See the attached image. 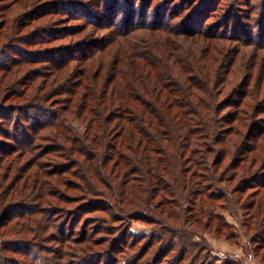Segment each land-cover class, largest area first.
Listing matches in <instances>:
<instances>
[{"label":"trees","instance_id":"trees-1","mask_svg":"<svg viewBox=\"0 0 264 264\" xmlns=\"http://www.w3.org/2000/svg\"><path fill=\"white\" fill-rule=\"evenodd\" d=\"M212 1L214 0H209V4ZM143 2L144 0H142ZM197 2L199 0H196L193 6ZM218 3L220 4L219 0H216L210 8L207 0H202L198 7L192 8L193 11H186L182 6L176 7L177 13L171 12L168 7L164 8L163 5L160 6L161 4H159V8L153 13L146 10L149 14L154 15L152 20H144L143 24L138 26L120 28L121 31H127L119 32L109 41L111 45L108 46L105 43H99L100 45L92 47L91 43H85L82 46L75 47L76 49L73 52L69 49H61L51 54L45 52V54H48L46 56H41L43 53L40 52L32 54L24 50L23 58L20 56L22 59L15 57L18 56V53L15 54V50H13L12 54L0 57V68L3 70H9L23 62V60L28 63L48 60L56 68H65L71 64L69 61L77 58V65L79 67L83 66L82 70L73 75V77H78H74L75 79L73 78L74 81L70 85L61 86L50 93L58 96L59 100L65 104L62 109L64 112L68 111L70 109L68 106L71 105L74 113L86 122L84 133H77L72 128L68 130L63 128L61 110L54 111L52 117H50V114L48 116L43 114L41 107L37 106L38 103H43L41 101L34 104L29 98L21 103L22 105L14 107L1 105L0 118L3 121L1 126L4 127L6 124L9 126L6 130L0 126L1 133L8 135L10 143H14L9 144L0 141V161L7 159L8 154L10 159L15 158L12 155L17 156L30 152L32 158L36 157L39 166L44 168V173L41 168H39V171L31 172L30 166L33 162L29 160L27 166H22V169L21 167L18 168L20 172L24 171L25 174L22 173V184L20 183L21 179L16 177L13 179L14 181L12 180L13 182L4 187L3 184L8 180L9 174L3 178V181L0 179V228L6 230L11 226L21 229V232L31 230L34 236L30 239L24 237L25 239L23 238L24 241L22 242L7 241L0 236V239H3V242L0 243V264H54L55 261L61 263L62 258L69 256L71 259L65 264H107L108 259L118 262V254L119 257L122 254V258H124L123 249L131 243L127 246L123 244L117 249L114 248L115 244L112 243L113 245L110 248L102 252L108 251L109 255L99 256L98 254L93 256V254H90L89 257H82L75 262L77 253H75V260L73 261L72 251L61 250L57 245L49 247L47 241L52 240L58 242V244L67 241L72 234L68 237L66 231L68 234L73 233V228L69 227L72 221L82 215L90 216L91 212L95 210L107 211V209L115 207L117 209L114 212L122 214H116V216L127 215V217H143L145 219L147 216H144L141 209L140 211L129 212L126 208V204L131 201L134 203L136 198V201L140 202L137 203V206L141 207L143 203L149 204L151 198V200H154L161 195L167 205L173 206L169 215H176L177 199L175 198V192L177 187L183 185L182 173L189 171L193 173L192 176L198 175L199 173L192 170V166L195 164L203 165L204 160L205 162L209 160L210 154L213 152L216 157L208 168L213 172V168L217 166L216 170H218V166L225 159L227 148L217 149L214 147L215 144H222L225 140L224 135L220 134L222 131L218 122L219 111L222 107L216 103L218 100L217 94L210 90V83L207 80V78L212 77L211 73L214 67L209 66L208 62L204 63V69L206 70H201L198 65L196 66L195 61L201 59V57L195 59L197 53L192 47L190 48L192 51L187 49L182 52L184 46L180 44V38H184L183 36L193 38L205 36V38L212 41L228 39L239 40L242 43L254 39L255 42H258L255 44L264 45V42H262L264 40V20L261 22L257 33H255L253 27L248 29L250 31H245L247 21L239 22L241 19L228 20L233 12V7L227 8L225 16L223 15L225 18L223 23L228 24V27L225 28L226 31H207L202 24L208 22L216 14L219 8V6L216 7ZM107 5L109 6L108 9L106 7L104 9L100 8V13L95 12L93 5L81 4L76 7L82 14L80 17L82 20L95 25L106 24L108 21L109 27L114 28L116 27L114 22L118 21L117 18L121 11L112 8L114 5L113 0H107ZM251 5L249 4L250 7ZM208 8L210 9L206 12ZM60 9L61 11L64 10L58 6L47 9L42 14L52 10L60 11ZM111 10H114V12L109 16ZM244 17L242 16V18ZM197 19L198 21L201 19V22L199 21L201 24L199 27L191 29L189 26L196 23ZM128 21L130 22V18L125 20L124 24L128 25ZM230 23H234L232 30ZM141 26H145L147 31H152V34L162 32L165 37L157 34L153 43L150 39H147L146 43L129 36V33L141 28ZM234 32L235 34H233ZM239 35L243 37H238ZM35 37L34 39H39L37 35ZM247 37L250 40H246ZM120 38H123L133 56L129 57L128 54L126 55V51L124 52L119 48L111 52V54L115 53L112 60H107L104 57V60L98 59L96 61V66V62L93 65L90 63L96 60L95 56L98 54H104L107 47L118 42L122 43ZM18 40L24 44L29 39L25 37ZM30 40L34 41L33 39ZM138 42L140 44H137ZM4 53L0 51V55ZM31 54L36 56L31 58ZM8 56L14 60L13 63L7 61ZM169 57H171V60H167ZM106 60L110 63L105 64L104 61ZM210 62H213V57ZM104 69H106L104 81L100 85V76ZM214 72L217 73V70ZM187 74H191V76H187ZM114 84L115 86H113ZM192 88L201 90V93L192 91ZM237 104L238 110H240L242 102ZM31 110H38V113L35 115ZM249 110L246 108L242 113H247ZM38 115L44 116V121L40 122L42 119L38 120ZM238 115L239 113L235 115L234 120L237 121ZM26 118L29 119L30 124L25 128L22 127L21 122ZM228 124L230 125L231 122ZM49 128L55 129L57 133H46L45 130ZM60 128L63 129L59 130ZM227 130L229 135L231 133L237 136L240 134V129L237 132H232L234 129ZM254 130H257V134L264 135V125L257 126ZM38 140L41 142L35 143ZM256 140L257 138L253 137L251 142L248 141V145H252H247L245 153L256 150L254 146ZM196 142L205 147L203 151L195 150V147L191 151L192 144H196ZM38 144H40V155L37 153ZM240 149H243V146ZM224 150L225 153L223 154ZM190 151L195 154L202 153L200 159L194 158V165L185 163L187 152ZM245 153L242 154V159H236L232 164L238 165L239 161L244 162L246 160ZM78 155L82 156L83 159L81 160ZM47 156L60 159L48 160L50 165L43 166L45 162H40V158ZM188 158L191 161L192 156ZM66 159L69 161L68 164L63 163ZM250 168L252 169L253 166ZM250 168H248V173ZM227 170L221 172L220 178ZM87 172L91 173V178ZM259 172L256 171L251 174L247 183L249 185L259 184V187L264 188V173L260 175ZM64 173L70 174L73 178L89 181L87 182L88 186L79 188L89 193H100L101 199L94 202L88 200L78 210L54 205L51 200L53 202H68L58 190V184L62 181L51 186L48 185L47 178L57 176V174L61 176ZM108 176H112L114 180L117 179L115 183L119 184L118 186H121L123 191L120 195H118L119 189L116 186H112L113 192L110 191L113 195H108L106 191L95 188L97 184H95L94 178L108 186L110 185ZM199 176L201 179L197 180L198 182L195 184L197 185L195 195L196 197L200 196L198 200H211V198L217 197L213 191H209L211 190L210 186L215 184L214 174H199ZM203 179L209 181V185H201ZM241 180L245 182V178ZM185 181L187 187L189 183L192 184V180H189L188 177H185ZM74 184L79 183L76 181L71 183V185L76 186ZM241 188L243 189V186ZM194 191L193 193L191 191L189 194L187 193L184 199L189 197L190 201L193 200L191 197H193ZM114 194L118 196V200L115 199ZM103 195L106 196V199L103 198ZM255 203L256 201L253 202V207ZM149 219L153 220V217ZM14 220H17L19 224L15 225ZM81 221L82 219L79 222ZM173 227H176L173 238L157 236L159 233L151 235L147 246L136 252L134 257L131 255L126 258V261H123L122 264H128L129 260L132 261V259L134 260L132 261L133 264H144V262H141L142 258L155 241L159 242V245L153 251L157 250L158 253L161 251L163 254L168 247V244H166L168 242L169 250L176 253L171 259V264H180L187 257L186 264H192L193 262L196 264L198 256L193 253L192 249L188 250L186 248V241L183 240L184 237L191 238V236L186 234L184 229L177 226ZM106 228L101 230L104 231ZM161 229L166 231L168 228L162 227ZM168 230L171 231V229ZM83 239L94 240L97 244H102L104 241L87 237L75 240L84 241ZM180 241L184 243L183 248H178ZM118 242L120 241H117V244ZM45 251L49 255L46 256ZM15 254L23 255L24 258L16 257Z\"/></svg>","mask_w":264,"mask_h":264},{"label":"rangeland","instance_id":"rangeland-1","mask_svg":"<svg viewBox=\"0 0 264 264\" xmlns=\"http://www.w3.org/2000/svg\"><path fill=\"white\" fill-rule=\"evenodd\" d=\"M195 1L196 0H144V4L142 0H113L114 5L112 8L119 9L121 13L117 18L118 21L114 22L116 27L112 28L109 27L108 21L106 24L95 25L89 21L82 20L80 18L82 14L76 7L77 5L79 7L81 4L93 5L95 12L100 13L102 8L104 9L106 7L108 9L107 0H0V51L5 52L0 55V57L6 54H12L13 50H15V54L18 53V56L15 57L23 58L24 50L32 54L34 52H40L43 53L41 56H46L48 54H45V52L51 54L61 49H69L73 52L74 49H76L75 47L82 46L85 43H91L92 47L100 45L99 43H105L106 46H108L109 44L111 45L109 41L119 32L122 33V31H127H121L120 28L125 29L123 28L124 26H138L143 24L144 20H152L154 15L149 14L146 10L153 13L157 11V8H159L158 5L161 4L160 6L163 5L164 8L168 7L170 11L174 13H177L176 7L180 6L184 7L186 11H193V9L196 6L198 7L202 2V0H199V2L193 6ZM215 1L216 0L209 4V0H207L210 8ZM219 2L220 4L218 3L216 6H219L216 14H214L208 22H203L202 24V26L206 27L207 31H226L225 28L228 27V24L226 22L223 23L225 20L223 15L225 16L228 10L227 8L230 9L233 7V12L228 20L234 21V19H241L239 22L247 21L245 31H250L248 29L253 27L255 33H257L261 22L264 20V0H219ZM74 3L77 5L75 4L73 6ZM249 4H252L251 7ZM58 6L64 10H52L42 14L43 11ZM210 8L206 9V12ZM113 12L114 10H111L108 15L111 16ZM242 16L245 17L242 18ZM129 18L130 22L128 21V25H125L124 21ZM199 21L197 19V22L191 24L189 27L191 29L199 27L201 24ZM233 26L234 23L231 24V30ZM38 32L44 36L41 37ZM151 32L152 31L149 30L147 31L145 26H141V28H137L129 33V36L137 40L145 41L146 43L148 41L147 39H150L153 43L155 41V35L157 34L158 36L165 37L162 32H157V34H152ZM35 34L39 39H34L36 38ZM233 34H235V32ZM25 37L29 40L33 39L34 41L27 40V42L23 44V42L18 40ZM183 37L184 38H180L179 41L180 44L184 46L181 51L184 52L187 49L192 51L190 49L192 47L197 53L195 59L201 57V59L195 61L196 66L198 65L201 70H206L204 69V63L208 62L209 66L212 65L214 67L211 73L212 77L207 78V80L210 83V90L217 94L218 100L216 103L222 107L219 111L218 122L221 127L220 130L222 131L220 134L224 135L223 138L225 139L224 143L215 144L214 147L217 149L227 148V154L223 163L218 166V170H216L217 166H215L213 172L210 171L208 166L209 164L212 165V161L216 157L214 152L210 154L209 160L206 162L204 160L203 165L199 166V164L193 163L194 158L200 159L202 157L201 152L198 154L191 152L193 148L195 147V150L198 151H203V148H205L199 142L192 144L190 148L191 151L187 152V161L185 163L187 165L195 164L192 166V170L195 173L201 175L214 174L216 178V180H214L215 184L210 186L211 190L209 191H213L217 197L211 198V200L205 199L204 201H199L198 197L200 199V196L196 197L195 195L197 186L195 184L198 182L197 180L201 178L199 174L192 176L193 173L188 171L182 173L183 185L181 184V186L176 188V215H169L170 209L173 208V206L167 205L161 195L154 200H151V198L149 204L143 203L141 207L137 206V203H140L136 201L137 198L135 199L136 202L134 201L133 203L131 201L129 204H126V208L129 212L136 210L140 211L141 209L144 216L148 217H145V219L143 217H127V215L116 216V214H122L118 212L115 213L114 211L117 209L115 207H111L107 209V211L95 210L91 212L90 216L82 215L80 218L73 220L70 224L69 227L73 228V233L68 234L66 231L68 237L72 234L71 238L67 241H63L60 244L52 240L47 241L49 247L57 245L61 250L72 251L73 261L75 260L74 255L77 253L75 262L79 261L82 257H89L88 255L90 254H93V256L98 254L99 256L104 254L109 255L108 251L102 252L110 248L113 244H115L114 248L117 249V247L120 248L123 244L127 246L131 243L128 247L123 249L124 258H122V254L121 257H119L118 254V262L108 259L109 262L107 263L122 264L123 261H126V258L131 255L134 257L136 252L145 248L151 235L159 233L157 236L161 235L162 237L173 238V232L176 230V227L174 228L173 226H177L180 229H184L186 231L185 233L191 236V238L184 237L183 240L186 241V248H188V250L192 249L193 253L198 256L196 264H264V188L259 187V184L249 185L247 183L250 179L248 177L254 172L260 171V175L264 173V135L257 134V130H254L257 126L261 127L264 125V45H257L255 43L258 42H255L254 39L250 40L248 37L245 39L250 40V42L243 43L239 40L228 39L212 41L205 38V36L195 38ZM238 37L243 36L239 35ZM188 39L190 40L187 42ZM120 40H122V43L118 42L115 45L113 44L107 47L104 54H98L95 56L96 60L90 63L93 65L98 59H103L104 57L107 58V60H112L114 57L113 54L115 53L111 54V52L119 48L124 52L126 51V55L128 54L129 57L133 56L131 50L123 41V38H120ZM2 42L4 43L3 45ZM140 42L137 44H140ZM262 42H264V40H262ZM142 46L144 47L143 44ZM32 54L30 56L34 58L36 55ZM166 55L168 56V53ZM212 57L213 62L211 63L210 59ZM76 59L69 61L71 64L65 68H56L51 65L48 60H38L31 63L24 62L23 60V62H20L9 70L0 68V111H2L1 105H11L14 107L16 105H22L21 103L30 98V101L34 102V104L40 101L43 102L42 104L38 103L37 106L41 107L42 113L47 116L50 114V117H52L54 111L58 109L61 110L63 116L62 126L64 129L68 130L72 128L77 133H84L86 127L85 120L79 118V116L74 113L71 105L68 106L70 109L64 112L62 109L65 104L59 100L58 96L51 94L53 93L52 91L57 90L61 86L65 87L70 85L72 81L78 77L74 76V78L73 75L82 70L83 66L79 67ZM107 60L104 61L105 64L110 63ZM167 60H171V57L167 58ZM7 61L13 63L14 60L8 56ZM96 65L97 62L95 63V66ZM105 70L106 69L101 73L100 85L104 81ZM216 70L217 73L214 72ZM187 76H191V74H187ZM113 86H115V84ZM191 90L201 93V90L199 91L194 88ZM238 102H242L240 110H238ZM43 108H45V110H43ZM246 108L250 110L247 113H242ZM31 111L35 115L38 113V110ZM238 113L239 118L236 121L234 119L235 115ZM37 118L38 120H40V118L42 119L40 122L44 121V116L38 115ZM22 121V127L26 128L30 124L27 118ZM40 122L38 121V123ZM229 122H231L230 125L228 124ZM1 125H3V121L0 118V126ZM1 127L4 130L9 128L7 124ZM227 129H234L232 132H237L240 129V134H238V136L234 135V133L229 135ZM45 131L49 134L57 133L56 130L52 128L46 129ZM253 137L257 138L254 144L256 150L245 153L248 141L251 142ZM0 141L9 144L14 143H10L8 135L2 134L1 129ZM40 142L39 140L35 141V143ZM39 145L40 144L37 145V153L40 155ZM67 145H69V143H67ZM251 145L252 144L248 146ZM241 146H243V149H240ZM224 153L225 150L223 154ZM244 153L246 154V160L244 162L239 161L240 163L238 165L232 164L236 159H242L241 157ZM14 156L15 158L9 159L10 156L8 154L7 159L0 161L1 181L9 174L8 180L3 184L4 187L13 182V179L16 177L21 179V184L23 183L24 171L20 172L18 168L21 167L22 169V166H27L29 160L33 162L30 166L31 172L39 171V168H41L44 173V168L39 166L40 164L37 163V158H32L30 152H25L17 156L12 155V157ZM78 156L81 160L83 159L82 156ZM189 156H192L191 161L188 158ZM54 159L60 158L53 156L41 157L40 162H45L43 166H46L50 165L48 164V160ZM251 162H253V164H251ZM63 163L68 164V159L64 160ZM251 166H253L252 169L250 168ZM227 167H229L228 170ZM248 168H250L249 173ZM225 170L227 171L222 178H220L221 172ZM30 171L29 173L31 174ZM87 174L91 178V173L87 172ZM108 177L110 181V185L108 186L94 178L93 180L95 184H97L95 188L106 191L109 195L111 194L110 191L113 192L112 186H116V188L119 189L118 195H120L123 191L121 190L122 187L115 183L117 179L114 180L112 176ZM185 177L192 180V184L190 185L189 183L188 187L186 186ZM243 178H245V182L241 180ZM59 181H62V183L58 184ZM75 181L79 184H74L76 186L71 185V183ZM47 182H49L48 185L51 186L57 183L58 190L65 196L68 202H53L51 200L54 205L78 210L88 200L94 202L101 199L100 193H89L79 188L81 186H88L87 182L89 181L73 178L70 174L64 173L61 176L57 174V176L48 177ZM202 182L201 185H209L210 183L204 179ZM17 183L19 184L18 181ZM242 186L243 189L241 188ZM190 191L191 193L194 191V194H192L193 197H191L193 200L191 201L189 197L184 199ZM114 195L116 197L115 199L118 200V196H116V194ZM103 196V198L106 199V196ZM254 201H256V203L253 207ZM150 217H153V220L149 219ZM81 219L82 221L79 222ZM13 223L15 225L19 224L17 220H14ZM105 227H107L106 230L102 231L101 229ZM162 227H167L171 229V231L168 229L165 231L161 229ZM122 235L124 236L122 237ZM0 236L7 241L13 240L17 242L24 241V237L27 239L34 237L31 230H24L21 232V229L11 226L6 230L0 228ZM81 237L104 241L102 244H97L94 240L83 239L84 241H77ZM117 241L121 243L118 242L117 244ZM2 242L3 239H0V243ZM192 243H194V245H192ZM166 244L170 247L168 242ZM158 245L159 242L155 241L150 248L148 247L149 251H146L147 253L142 258L141 262H144V264H171V259L176 253H173L168 247L164 250L165 252L163 254L161 251L159 253L157 250L153 251ZM183 246L184 243L181 242L178 248H183ZM44 253L46 256L49 255L46 251ZM15 256L18 257L19 255L15 254ZM19 257L24 258L23 255ZM187 258L180 264H186ZM70 259V256L64 257L61 259V263L65 264ZM132 261L134 260L132 259ZM132 261L129 260L128 264H133ZM61 263L57 261L54 262V264ZM192 264H195V262Z\"/></svg>","mask_w":264,"mask_h":264}]
</instances>
